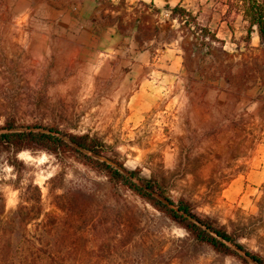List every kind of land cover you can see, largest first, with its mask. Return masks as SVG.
Wrapping results in <instances>:
<instances>
[{"label": "rangeland", "instance_id": "374dc122", "mask_svg": "<svg viewBox=\"0 0 264 264\" xmlns=\"http://www.w3.org/2000/svg\"><path fill=\"white\" fill-rule=\"evenodd\" d=\"M217 3L226 9L219 42L201 35L198 27H213L199 20L186 25L120 3L102 25L116 30L112 43L87 50L60 35L41 41V0H0V126L93 136L124 167L158 180L264 257V47L251 44L255 34L245 39L243 3ZM140 50L152 64L141 67ZM166 62L175 72L165 77ZM142 77L150 83L139 89ZM36 187L44 212L72 214L70 229L89 235L81 243L89 251L105 240L117 246L100 261H135L138 254L121 256L128 249L160 264H244L196 243L75 155L22 151L11 165L0 154L5 210Z\"/></svg>", "mask_w": 264, "mask_h": 264}, {"label": "trees", "instance_id": "16d2710c", "mask_svg": "<svg viewBox=\"0 0 264 264\" xmlns=\"http://www.w3.org/2000/svg\"><path fill=\"white\" fill-rule=\"evenodd\" d=\"M239 1L243 3V19L248 23L246 41L249 42L250 33L255 30L260 45L264 47V0ZM174 18L186 25L195 22V17L180 5L170 8L169 19ZM198 29L203 37L221 41L206 27ZM22 151L45 152L57 157L75 155L83 164L96 169L109 181L149 203L184 229L196 243L206 245L218 254L236 258L244 264H264V257L245 248L223 226L198 214L187 199L173 197L158 180L145 178L136 170L124 167L107 151L105 144L93 136L5 122L0 126V154L6 155L7 162L13 165ZM35 189L34 196L28 193V189L24 190L18 205L9 210H5V198L0 192V264H160L156 261L148 262L139 250L133 253L128 249H121V256L134 257L138 254L135 261H100L102 254L106 258L114 254L116 256L117 246L104 239L106 247H90L89 251L81 244L89 235L70 229L72 214L64 210L61 211L63 214L44 212L40 191L37 187ZM96 235L93 233L91 236ZM89 252L93 259L86 258Z\"/></svg>", "mask_w": 264, "mask_h": 264}, {"label": "crops", "instance_id": "0c3cea01", "mask_svg": "<svg viewBox=\"0 0 264 264\" xmlns=\"http://www.w3.org/2000/svg\"><path fill=\"white\" fill-rule=\"evenodd\" d=\"M120 3L124 5H148L149 9L155 7L159 10V15H162L163 11H167L169 13L164 15L167 19L170 16V8L180 5L189 11L195 17V20L203 22L200 25L212 26L213 28H209V31L214 32L217 38L224 39L217 27L222 26L224 20H221L220 15L226 9H223L222 12V7L217 3V0H41V41L49 43L51 42V35H60L67 41H71L76 49L98 48L102 50V46H98V43H112L116 34V30L112 26L102 27V25L107 17L113 18L118 14L121 8L114 10L113 7ZM222 6L226 5L223 4ZM172 20H175V18ZM105 29L109 31H104ZM227 32L225 35L232 36V30L229 29ZM107 33L110 35L105 40L104 35ZM251 33L256 35L252 38L253 42L251 44L260 45L256 31L252 30ZM150 55L147 50L134 53V57L139 61L141 67L142 64L147 66L148 62L153 63ZM173 58L176 59L177 56L173 55ZM162 70L160 74L165 77L171 76L175 72L174 69H170L168 62ZM148 71H151V67L147 68ZM147 83H150V80L142 77L138 88L142 89L143 84Z\"/></svg>", "mask_w": 264, "mask_h": 264}]
</instances>
